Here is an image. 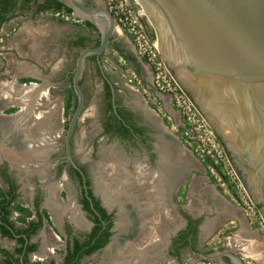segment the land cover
Wrapping results in <instances>:
<instances>
[{"label": "flooded vegetation", "instance_id": "obj_1", "mask_svg": "<svg viewBox=\"0 0 264 264\" xmlns=\"http://www.w3.org/2000/svg\"><path fill=\"white\" fill-rule=\"evenodd\" d=\"M44 2L45 0L43 4ZM88 2L91 4L89 0ZM95 46H97L96 41L91 42L88 47ZM112 46L113 44L110 47L113 48ZM115 51L116 49L113 48V52ZM111 57L112 55H109V50H107L103 54L102 60L103 65L106 58H109V62L113 64L111 70L104 65V72L116 90L117 113L113 106L111 86L103 76L96 58H88L85 65V68L88 62L94 65L95 74L101 79L103 88L100 91H95L97 93V96L95 95L97 107L94 110L95 124L91 131L88 130V135L86 133L88 136L87 141L91 146L90 158H85V161H83L75 149L77 137L80 140V136H78L81 128L80 121L72 137V158L80 170L76 169L72 162L68 160L64 139L60 140L63 148L61 150L59 148L56 155H51L48 152L46 158L34 159V157L24 156V158L14 159L3 153V148H0V211H9L6 220L0 217V224L11 229V235H5L0 227V264H114L113 260H109L106 255L110 253L113 245H117L120 237L125 234L124 231H127L126 229L129 226L124 227L125 230L123 231L124 228L121 225L123 219H121L122 221L118 223L116 228L119 221L116 213L120 208V203H113L109 206L106 204L102 192L98 189L97 182L99 180L104 181V178L99 179V172L97 175L98 180L95 176L98 158H105L108 172L114 173L115 168H123L131 177L132 187H129V189L124 187L121 196L125 194V200L130 201L132 199V202H127L125 205L145 206L149 209L147 203H150L154 205L151 210L154 214H156L155 210H159V205L164 203V208L166 206L165 211H163V214H166L162 218L165 217L166 219L168 217L167 220H173L172 227H166L164 229L166 232L162 229L163 237L160 236L161 239L158 240L161 243L158 244L160 253L154 257L153 264L170 263L173 260L181 263L183 260L182 251L186 248H188L193 258L202 260H205L202 254L209 255L228 251L241 257L245 264V254L249 252L258 253V249L262 252L264 258V235L245 216L242 209L240 210L247 221V230L245 227V230L241 231V226L237 223L235 226L230 227L232 223L230 222L215 231L212 227L206 231L205 225L208 220V213L206 211L199 212L197 208L200 205L192 201V185L196 176L199 175H195L194 172L191 174L187 172V158H181L179 161V159L173 158L175 157L173 153L171 154V148H174L176 144L178 146L182 144L184 149L186 148L185 145L173 132L168 122L153 109L146 98L142 97L133 88L132 83L125 79V75L118 69ZM85 73L84 70L82 85ZM136 73L141 77V72ZM31 83L33 81L25 82L22 85H30ZM108 87L110 88L111 98H109ZM86 105L87 100L85 107ZM7 110L11 112L7 114ZM7 110L4 111L7 116H16L22 112L17 104L9 106ZM30 121L34 120L31 118ZM58 126L57 117L52 126H49L47 132L49 137L53 136L51 141L55 137L51 132ZM17 132L9 134L8 131L0 129V134L3 133L2 135H4L5 143L9 141L6 143L5 149H12L16 143L15 141L18 140L20 146L15 148L16 152L18 154L24 153L23 151L29 148L22 136V131ZM41 146H37V150H41V148L45 150L46 146ZM48 149L46 148V150ZM163 150H166L165 156L170 157L166 158V161L161 158ZM186 150L188 149L186 148ZM109 151L110 153L114 152L113 155H110ZM106 155L110 158V161L105 157ZM115 158L119 162H115L113 160ZM109 163L120 165L118 167L115 164L117 167L112 169ZM203 168L205 179L209 185L213 186L206 168L204 166ZM125 172L124 174H126ZM147 174H159L161 179H145ZM105 178V186L108 187L107 192H109L108 190L112 185L121 184L123 181V178L115 177V179L113 177L112 179L109 175ZM109 178L112 183H108ZM110 184L112 185L110 186ZM158 184H160V186H157L159 193L156 190L155 192L153 187ZM61 187L63 188L61 189ZM214 187L216 188L215 185ZM24 193L30 194L28 200L31 215L23 219V216L19 215L14 206ZM182 193L184 194V202L180 200V194ZM219 193L224 197L223 193ZM154 194H158V198L157 196L155 198ZM162 195H165L164 199ZM3 205H6L5 210ZM256 208L260 207L256 205ZM100 209L106 212V217H109V219L103 216ZM14 212L19 215L17 216L19 218H15ZM154 216L158 218L156 220L154 217L155 221H161L158 213ZM40 223L41 225L37 227L35 233L30 236L26 234V230H29L32 225H39ZM149 223H151L150 220ZM110 224L111 227L108 229L110 236L107 239V244L88 252L93 246L105 241V232ZM133 224L130 226L129 231L134 233L136 228ZM224 227L228 231L231 230L230 233H235L234 237L236 239L225 238L229 242H225L226 244L220 246L218 251L208 252V249L204 246L206 239L212 235V232L216 234ZM115 228L118 230H115ZM50 231L55 232L54 235L58 238V241L52 239ZM155 232L157 233V231H153V233ZM156 233L154 235L157 238L159 235ZM148 236L147 239L150 238V235ZM114 237L116 238L114 239ZM152 237L155 241L154 236ZM21 238L25 240L23 244L20 242ZM111 243V248L105 251ZM138 245L140 248L141 245ZM33 246H35L34 249H32ZM20 248L23 249L22 252H19ZM255 255L257 254L255 253ZM220 260L223 264H235V260L230 256H224Z\"/></svg>", "mask_w": 264, "mask_h": 264}, {"label": "water", "instance_id": "obj_2", "mask_svg": "<svg viewBox=\"0 0 264 264\" xmlns=\"http://www.w3.org/2000/svg\"><path fill=\"white\" fill-rule=\"evenodd\" d=\"M58 1L100 31L99 45L82 49L73 70L77 106L64 140L68 160L80 170L72 158V137L86 103L81 81L90 57L96 58L107 79L102 56L115 41L116 22L101 4ZM138 1L154 22L156 47L170 73L221 139L233 169L264 218V0ZM107 81L117 113L116 90ZM9 106L13 104L0 107V122L14 117L4 114ZM3 138L0 134V142ZM171 151L173 158H187L188 173L204 169L182 144ZM165 154L163 150L161 158ZM116 215L117 228L120 208ZM202 256L209 261L230 256L235 264H244L228 251Z\"/></svg>", "mask_w": 264, "mask_h": 264}, {"label": "crops", "instance_id": "obj_3", "mask_svg": "<svg viewBox=\"0 0 264 264\" xmlns=\"http://www.w3.org/2000/svg\"><path fill=\"white\" fill-rule=\"evenodd\" d=\"M43 1L0 0V66L2 69L0 72L10 76L12 82L37 80L42 81L43 84H49L47 86L50 87L57 82L53 78L62 74L61 82H66L73 72L69 66L72 53L83 49L77 45L78 40L82 37L89 38V41L97 40L94 35L84 36L81 32L76 36L75 31L77 28L81 29V25L56 20L51 16L52 11H39ZM123 40L125 46L120 45L123 51V55L120 56L134 68L128 62V58H136L135 48L127 38L123 37ZM90 43L88 42L87 46ZM107 62H109V58L104 60L105 64ZM112 65H110L111 69ZM140 66L141 70L144 69L152 80L149 70L142 64ZM36 86L38 87V85ZM49 87L47 88L49 89ZM148 87H152V81ZM43 89L46 90V88ZM137 91L141 94L140 90ZM36 92L35 100L40 97L42 91L38 87ZM157 95L167 101L165 96ZM193 172L199 176H196L192 185V201L200 205L197 208L199 212L206 211L208 213L206 231L211 227L215 231L230 222L240 224L241 231L245 230V227L247 230V221L240 208L232 204L225 196L220 195L214 186L209 185L202 167Z\"/></svg>", "mask_w": 264, "mask_h": 264}, {"label": "built area", "instance_id": "obj_4", "mask_svg": "<svg viewBox=\"0 0 264 264\" xmlns=\"http://www.w3.org/2000/svg\"><path fill=\"white\" fill-rule=\"evenodd\" d=\"M104 6L114 15L115 38H127L135 48L137 60L152 74L153 88L149 89V92L154 96L153 109L168 122L193 156L205 164L207 174L215 176L217 182L214 183L219 186L223 195L227 198L228 193L222 187L228 183L232 188L230 202L242 209L245 216L260 230H264V220L259 221L256 218V205L233 169L217 134L176 82L158 52L156 40L141 13L140 6L135 0H105ZM51 15L65 23L82 25L85 22L74 11H52ZM134 74L128 81L133 83L137 80L138 87L142 90L146 87L144 81L135 72ZM142 91L147 92L146 89ZM157 94L165 96L167 101L159 98ZM148 100H151L150 97ZM219 182L223 184L220 185Z\"/></svg>", "mask_w": 264, "mask_h": 264}, {"label": "rangeland", "instance_id": "obj_5", "mask_svg": "<svg viewBox=\"0 0 264 264\" xmlns=\"http://www.w3.org/2000/svg\"><path fill=\"white\" fill-rule=\"evenodd\" d=\"M89 1L91 2V4H101L103 6L105 5V0H89ZM139 6H140V9H141V13L146 18L145 20H146V23H147V25H148V27L150 29V32L153 33L154 38L156 40L157 35H156L155 30H154V26L151 23V19L149 18V15L146 12L145 8L141 5L140 2H139ZM52 18H54V17L52 16ZM80 32L84 36L85 35L86 36L94 35V37L96 39H99V37H100V31L98 30V31H95V33H94V30L90 29L89 27H87L85 22H84V24L81 25V29L80 28H79V30H78V28L76 29V31H75L76 36ZM123 41H124L123 37H116V39H115V42L117 44H119V45H123V43H124ZM123 46H125V45H123ZM108 50H109V55H112L111 58L114 59V62L118 66V69L120 71H122V73L124 75H126L125 79L128 81L130 78H132V76L135 75L134 72L136 73V70H134V68L132 66H130L128 63L125 62L124 58H122V56H120V54L118 53L117 50L115 52H113V48H111V47ZM80 52L81 51L79 50L76 53H72V57H70L69 66H70V69L72 71L76 67L77 58H78ZM104 65H106V68L111 70V66H110L111 63L110 62H107L106 64L104 63ZM0 71H2L1 66H0ZM85 72L86 73H85V76H84V80H83L84 82H83L82 88L85 91L87 105L85 107V110L83 111L82 119L80 121L81 122V125H80L81 128H80V130L78 132L79 133L78 136H80V140H79V137H77V141H76L77 146L75 148L78 156L83 161H85V158H90L89 156L91 154V146H90V143L87 141V139H88L87 135H88V130L91 131L92 128H94V124H95L94 123V113H95L94 110L97 107L96 104H95L96 103L95 102V97L97 96V93L95 91H98V90L100 91L103 88L102 81H101V79L98 78L97 74H95L94 65L92 63L91 64H90V62L87 63V66L85 68ZM140 72H141V78L144 81L145 86L148 87L149 83L152 81L151 77H149V74L144 69H142ZM73 76L74 75H73V72H72V75L69 76V78L66 80V82L65 81L61 82L62 79H63V74L61 76L60 75L56 76V77L53 78V80L57 81L56 84H54L53 86H50V87L47 86L49 84H43L42 81L32 80V81H35L33 83L38 85L40 87V90L42 91V93L40 94V97L37 100H35V105H34L35 110L37 109V111L42 112V114H41L42 116H39V115L35 114L34 115L35 117H32V118H34L33 119L34 120L33 123L35 125L40 124V125L44 126V132L41 133V134H43V136L46 135L45 133H46V131L48 132L49 126H52V124L54 123L55 119H57V117H58L59 126L55 127L53 132H51L55 136L54 140L52 142L53 145H51L49 147V149H48L50 151L49 153H51V155L52 154L56 155L58 153L59 148H60V150L63 148V147H61V141L60 140L61 139L63 140L65 135H66L67 127H68L70 119H71V117L73 115V111H74L73 107H74V105H75V103L77 101L76 95L73 92V88H72ZM29 81H31V80H29ZM29 81L20 80L19 81L20 84L19 83H15V82H12L10 76H7V74H4L3 72H0V91H4V92H1V96H2V98L5 97L4 99H0V107H1V104H3V102H6V105L9 104L10 102L12 104H17L18 106L20 105V103L16 102L15 100H13L14 101V103H13V101H10V100L7 99L6 96H8L7 94H9L8 93L9 89L4 88L3 87V83H5V82L9 83L12 86H15V85L22 86L23 83L29 82ZM137 83H138L137 80H134V82L132 83L133 88H135L136 90H140L141 91V96L146 98L147 100L150 97L151 100L150 101L148 100V102L152 106V104H153L152 102L154 101V96L149 92V89H152L153 87H149V88L144 87L143 89L147 90V92L145 93V92L142 91L143 89L141 90L138 87ZM47 87H49V89ZM42 88H46L47 90L42 89ZM44 93H45V95H44ZM3 95H4V97H3ZM7 101H9V102H7ZM2 106H4V105H2ZM9 110H14V109H9ZM9 110L6 111L7 114H9V112H11ZM21 110H22V108H21ZM35 113H36V111H35ZM43 115H44V117H43ZM36 117L37 118L42 117L41 118L42 120L38 119V120L35 121V119H37ZM59 119H60V122H59ZM37 121H39V123H37ZM38 131H39V134H40V129ZM86 133H87V135H86ZM47 135H49V134L47 133ZM218 138H219V136H218ZM52 139H53V136H52ZM57 139H58V141H57ZM220 142H221V144H222V146L224 148V145H223L221 140H220ZM35 151H37V150H35ZM109 153H110V151H109ZM113 153H110V155H113ZM196 159L199 160L198 158H196ZM199 161L202 163L203 166H205V164L201 160H199ZM97 162L98 163H97V167H96V170H95V172H96L95 176H96V179L98 180V178H97L98 172L99 171H101L102 173L104 172L102 175L104 176L106 174L105 176H108V173H109L108 170L109 169H108V166H107V162L105 163V158H98ZM111 162H112V160H111ZM109 165H111V168L113 169V168H115L117 166L119 167L120 164L119 165L116 164L117 166H115V164L113 165V163H111V164L109 163ZM99 176H100V179H102L100 174H99ZM209 176H211V178L213 180L212 183H213V186H214L215 185L214 182L215 181L217 182V180H216L215 176L211 175V173H210ZM103 178L105 179L103 181L105 183L106 178L105 177H103ZM111 182H112V180L110 181V178H109L108 183H111ZM218 184L221 185V184H223V182H219ZM62 188L63 187H61V189ZM216 188H217V190L219 192H221V190L219 189V186L218 187L216 186ZM222 189L226 190V192L228 193L227 198L229 200V197L232 195L230 193V191H232V188L227 183L224 187H222ZM234 193H235V190H234ZM29 195L30 194H28V193L27 194L26 193L22 194V196H20L18 202L14 206V208L16 210H18L19 215L23 216L22 217L23 219H24V217H28V216L31 215L29 213L30 212V209H29L30 205H29V200H28V196ZM180 200L183 201V202L185 201L183 193L180 194ZM14 213H15L14 214L15 218H19V217H17L19 215L16 214V212H14ZM22 214H24V215H22ZM256 218H258L259 221H262L261 219L264 220V218H263V216H262V214H261L259 209H258ZM256 218H255V221H257ZM235 224L236 223H231L230 227L235 226ZM230 232H231V230L228 231L227 228L224 227V229H222L220 232H216V234H212L209 238H207L206 242L204 243V246L208 249L207 251L208 252L218 251L220 246H223L225 242H229V241L225 240V238H230L232 240L233 239L235 240L236 239L234 237L235 233H230ZM260 232H261V234L264 235V230H261ZM50 233L52 235V239L54 241H58V238L55 237V235H54L55 232L54 231H50ZM156 234H158V233H156ZM255 253L257 255H255ZM255 253L253 254V252H249V253L245 254L246 255V257H244L245 264H264V258H263V255L261 254L262 252H260L259 249H258V253L257 252H255ZM182 255H183V260H182L181 263H177L175 260H173L170 263H164V262L162 263L161 262L160 264H223L222 260H217V261L206 260V261H204V260L199 259V258H193L191 256L188 248H186L185 250L182 251ZM153 260H154V258H152L150 260L149 264H153Z\"/></svg>", "mask_w": 264, "mask_h": 264}, {"label": "bare ground", "instance_id": "obj_6", "mask_svg": "<svg viewBox=\"0 0 264 264\" xmlns=\"http://www.w3.org/2000/svg\"><path fill=\"white\" fill-rule=\"evenodd\" d=\"M135 1L139 5V2L137 0H135ZM149 18L151 19L150 16H149ZM151 23L154 26V29H155V32H156V28H155V25H154V22H153L152 19H151ZM156 35H157V32H156ZM156 44H157V38H156ZM3 87L9 89V92L7 91L9 93V94H7L8 96H6L7 99L10 100V101L15 100L16 102H19L20 103L19 106H20V108H22V110H21L22 112L20 114L16 115V116H14L13 118L9 119V120L1 121L0 125H2V126L0 128H2L5 131H9V134L10 133L13 134L14 132H17V131L20 133V131H22L23 135L22 134L21 135L24 137L25 142H27V147L29 148L28 150L23 151L24 153H19L18 154V152H16V149H15L17 146H20V142L18 140L15 141L16 143L13 145L14 147L12 149H8V148L5 149L6 143L9 142V141H7L6 143H5V141L4 142L1 141L0 142V148L1 149L3 148V153H5L10 158H14V159L24 158V156L25 157L29 156L30 158L34 157V159L35 158H37V159L38 158H46L47 157V153L50 152L49 150H46V148L48 149L49 147H46L45 150H43V148H41V150H37V146H40V147H42L41 145L51 146L52 142H53V140L51 141L52 137H49V135H47V131L45 133L46 135L43 136V134H41V133L44 132V126H42L40 124L35 125L33 123V121L32 122L30 121L32 117H35L34 116L35 114H37L39 116H42L41 115L42 112L37 111V109L35 110V107H34L35 99H36L35 92H36V90H37V88L39 86L37 87L36 84L24 85V86L23 85L22 86H18V85L12 86L9 83L5 82V83H3ZM1 92H4V91H0V99H4L5 97L3 95L4 98H2ZM44 95H45V93H44ZM7 102H9V101H7ZM13 103H14V101H13ZM2 105H6V102H3V104H1V106ZM35 111H36V113H35ZM43 117H44V115H43ZM41 118L42 117H39L37 119H41ZM32 119H34V118H32ZM39 129H40V134H39V131H38ZM14 139H12V140H14ZM35 150H37V151H35ZM171 154H172V152H171ZM105 157L108 160L110 159V158H108L107 155ZM166 158H170V157L169 156H165V158H163V159H165L164 161L167 160ZM177 159H179V161L181 160V158H177ZM113 160H115V162H119L117 160V158H115ZM114 164H117V163H114ZM121 167H123V166H121ZM124 172L125 171L123 170V168L120 169V170L115 168V172L114 173L113 172H109L108 173V175L111 176L112 179H113V177L114 178L115 177H119L120 179L123 178V181H122L121 184L118 183V185H114V186L113 185L111 186V184H110L111 187L108 190L109 192H107V188L108 187L105 186L106 183L101 182V180H99V182H97L98 189H99V191L102 192L106 204H108L110 206L113 203L114 204L115 203L116 204L120 203V206H119L120 207V213H121V217H123L122 218L123 221L121 220L122 221L121 222L122 228L129 226V228L126 229L127 231H124L125 228L123 229V231L125 232V234H124L125 235V239H124V235L122 237H120L117 245L116 244L113 245L112 249L110 250V253L108 255H106V256L109 257V260H113L114 264H148V262L152 258L158 256V254L160 253V246L158 245L160 243V241H158V240L161 239L160 236L163 237L162 236L163 233H161V231L163 232V230L166 227H172L173 220L172 221L170 219L167 220L168 219L167 216H166L167 217L166 219H165V217L162 218V216H164L166 214V213L163 214V211H165V208H166V206L164 208V205H163L164 203L162 205L158 204L160 206V208H159V210H155V213L156 214L158 213L159 218H160L161 221H155L154 220V217H155V219L157 217L154 216V215H156V214H154V212H151L152 208H154L153 204L147 203L149 205V209L146 208L143 205H142L143 207H141V206L135 207L134 205H131V204H130L131 206L125 205L127 202H130L132 199L130 201H126L125 200L126 197L124 198V196H126V195L123 194L124 196H121L122 193L124 192L123 188L124 187H126L127 189H129V187L131 188L133 182L130 181L131 177L126 172H125L126 174H124ZM99 174L102 175L103 173L101 171H99ZM103 177H101V178H103ZM157 178L161 179V176L159 174H152V175H148L147 174L145 176V179L154 180V179H157ZM99 179H100V177H99ZM139 179H141V178H139ZM160 184L153 186L154 187V191L156 190L159 193V191L157 190L159 188L157 186H160ZM160 190H161V188H160ZM127 192H129V191H127ZM155 192H153V193H155ZM156 196L158 198L159 195L156 194L154 197L156 198ZM163 197H165V195L164 196L162 195V198ZM133 198H135V197H133ZM155 202H156V200H155ZM162 202H164V200H162ZM157 203H159V202H157ZM157 203H155V204H157ZM150 217H152V218H150ZM149 220H150L151 223H149ZM132 224L136 228V229L134 227L132 228L133 230L134 229L136 230L134 233L129 231V229H131L130 226H132ZM149 230H152V231L149 232ZM153 231H157V233L159 235L157 238H156V235H154L156 232L153 233ZM164 232H166V231L164 230ZM148 235H150L149 239H147L149 237ZM152 236H154L155 241L153 240ZM138 244L141 245L140 248H139Z\"/></svg>", "mask_w": 264, "mask_h": 264}, {"label": "trees", "instance_id": "obj_7", "mask_svg": "<svg viewBox=\"0 0 264 264\" xmlns=\"http://www.w3.org/2000/svg\"><path fill=\"white\" fill-rule=\"evenodd\" d=\"M39 11H65V12H67V13H72V12H73V10H72L71 8L65 6L63 3H61V2L58 1V0H45L44 4L40 5V7H39ZM85 24H86L90 29H93V30H96V29H97L92 23H90V22H88V21H86ZM96 31H98V29H97ZM94 41H96V44L99 45V43H100V40H99V39H97V40H93V41H91V40L89 41V38H87V37H82V38H80V39L78 40L77 45H78L79 47L81 46V48L84 49V48L88 47V46H87L88 42H94ZM112 47H113L114 49H116V50L120 53V55H123V51L121 50L119 44H117L116 42H114ZM128 62H130V63L134 66V69L136 70V72L140 73V71H141V66H140V63L138 62L137 58H135V57L128 58ZM81 85H82V82H81ZM108 89H109V98H111L110 88L108 87ZM73 92H74V90H73ZM76 99H77V98H76ZM76 106H77V101H76V103H75V105H74V107H73V108H74L73 110H75ZM69 108H70V107H69ZM73 112H74V111H73ZM219 139H220V138H219ZM220 140H221V139H220ZM8 205H9V202H8ZM3 209H4V210L6 209V205H3ZM100 210H101V212L103 213V216H104L106 219H109V217H106V212H105L103 209H100ZM8 214H9V211H3V210L0 211V217H3V220H6V216H7ZM40 225H41V223H40L39 225H35V224L32 225V226L30 227L29 230H26V234H28V236H30L31 234L35 233L37 227H39ZM0 227L2 228L3 233H4L5 235H11V229H10V228H8V227L5 226V225H1V224H0ZM110 227H111V224L108 226V228H107V230H106V232H105V241L99 243V244L96 245V246H93V248L90 249L88 252H91L92 250H95V249H97V248H101V247H103L105 244H107V242H108L107 239H108V237L110 236V233L108 232V229H109ZM98 229H99V228H98ZM20 242L23 244V243L25 242V240L21 238ZM34 248H35V246L32 247V249H34ZM22 250H23V249L20 248V249H19V252H22Z\"/></svg>", "mask_w": 264, "mask_h": 264}]
</instances>
